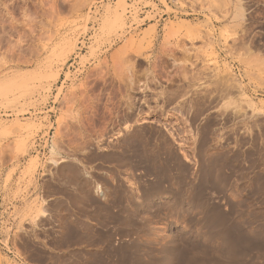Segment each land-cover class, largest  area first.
<instances>
[{
	"label": "rangeland",
	"instance_id": "rangeland-1",
	"mask_svg": "<svg viewBox=\"0 0 264 264\" xmlns=\"http://www.w3.org/2000/svg\"><path fill=\"white\" fill-rule=\"evenodd\" d=\"M0 264H264V0H0Z\"/></svg>",
	"mask_w": 264,
	"mask_h": 264
},
{
	"label": "bare ground",
	"instance_id": "bare-ground-1",
	"mask_svg": "<svg viewBox=\"0 0 264 264\" xmlns=\"http://www.w3.org/2000/svg\"><path fill=\"white\" fill-rule=\"evenodd\" d=\"M191 29H194V28L191 27V28L189 29L190 32L192 31ZM197 30H198V29H196V31H197ZM193 31H194V30H193ZM194 32H195V31H194ZM197 32H198V31H197ZM191 34H192V33H191ZM196 34H197V33H196ZM194 35H195V34H193V36H194ZM193 36H192V37H193ZM190 37H191V35H190ZM196 37H197V35H196ZM198 38H199V37H198ZM198 38H197V39H198ZM192 39H193V38H192ZM192 52H194V51H191V53H192ZM195 55H196V54H195ZM196 56H197V55H196ZM194 58H197V57H194ZM192 69H193V68H192Z\"/></svg>",
	"mask_w": 264,
	"mask_h": 264
},
{
	"label": "built area",
	"instance_id": "built-area-1",
	"mask_svg": "<svg viewBox=\"0 0 264 264\" xmlns=\"http://www.w3.org/2000/svg\"><path fill=\"white\" fill-rule=\"evenodd\" d=\"M146 1L151 2L153 4H156L157 3V0H146ZM162 9H164V8H162Z\"/></svg>",
	"mask_w": 264,
	"mask_h": 264
}]
</instances>
